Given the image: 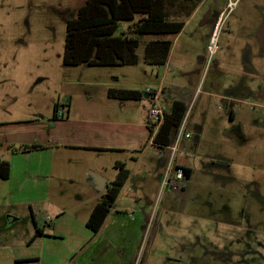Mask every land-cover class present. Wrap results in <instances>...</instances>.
I'll list each match as a JSON object with an SVG mask.
<instances>
[{
    "label": "rangeland",
    "instance_id": "obj_1",
    "mask_svg": "<svg viewBox=\"0 0 264 264\" xmlns=\"http://www.w3.org/2000/svg\"><path fill=\"white\" fill-rule=\"evenodd\" d=\"M230 1L234 4L228 9ZM82 2L0 0V130L36 132L50 126L54 103L71 101L78 113L87 107L104 110L108 88L146 92L164 82L158 103L166 106L177 99L186 105L190 137L181 140L177 157L192 172L175 190L161 188L164 166L145 173L141 202L151 212L139 240L141 264H264V32L261 42L256 37L264 24V0H202L188 17L192 6L176 2L169 8L170 19L186 17L185 25L170 36L172 58L165 65L66 66V21ZM126 26L120 23L121 30ZM138 51L141 55V47ZM139 101L146 106L148 93ZM134 111L127 107L126 118L115 115L114 121L129 119ZM140 149L106 154L54 149L53 166L83 175L88 157L109 165V172V158L116 156L130 166L138 157L140 167L163 157L154 145L142 155ZM141 179L137 174L131 182L141 184ZM90 188L81 178L61 177L44 202L0 196V264H51L54 253L82 241L89 234L86 226L65 222L81 217L94 194ZM31 205L40 226L52 217L54 206L64 207L63 230L45 228L60 237L32 239ZM137 221L131 226L134 234ZM30 255L37 261L19 260Z\"/></svg>",
    "mask_w": 264,
    "mask_h": 264
},
{
    "label": "crops",
    "instance_id": "obj_2",
    "mask_svg": "<svg viewBox=\"0 0 264 264\" xmlns=\"http://www.w3.org/2000/svg\"><path fill=\"white\" fill-rule=\"evenodd\" d=\"M171 58L172 54L170 52L166 64L169 63ZM156 76H158V72H156ZM157 90H160L158 97L153 98V95H148L149 101L146 106L141 101L110 99L103 107L104 110L102 108L87 107L78 113L74 109L72 102L68 101L67 105H64V115L56 116V119H52L49 127L39 128L36 132H25L21 128L0 130V158L7 160L10 164L9 177L0 179V196L4 198H9L10 196L12 199L20 201L44 202L50 197L53 183L57 185L61 177L76 181L81 178L91 187L90 189H92L94 194L90 192L91 197L81 217L79 219L75 218L74 221L65 222V225L70 227L82 224L86 226V220L93 206L100 199L108 183L116 175L115 164L117 162L124 163L129 170V176L119 191L113 207L105 217L100 230L93 233L86 227L89 234L85 235L82 241L70 244L63 253L61 251L54 253L51 257L53 258L51 259V264H141L142 261L138 258L139 240L142 231L149 224L148 218L151 212L149 205L141 202L143 193V188H141L142 181L145 173L160 171L165 166L166 152H160L157 149L158 152L163 154V157L155 165L147 164L144 167L138 165V157L133 160L131 166L118 156L113 157L112 161L109 158L113 172H109L107 167L109 165L95 164L88 157L86 161H83L84 173L82 175L81 171L78 173H64L54 169V149L57 151L61 149L70 151L81 149L82 151L87 150L106 154L120 153L129 148L133 150L143 148L140 149L142 150L140 155H142L144 150L149 145H152L146 112L155 102H159L158 100H160L165 91L164 82L160 81ZM131 106L134 107L135 113L129 119H126L127 121L125 119L114 121L115 115L126 118L125 111L127 107ZM165 107H168V105ZM52 114L53 110L51 118ZM79 114H81V117L76 118ZM143 115H145V118ZM77 121H80L81 124L75 125ZM85 122L87 124H82ZM100 122H103V125ZM33 137L37 141L28 142V140H33ZM16 144L19 146L22 144H37L40 147L31 150H13V148L19 147ZM176 162L180 166L190 167L188 164L180 163L178 157ZM86 170H92L105 179L103 189L99 190L94 184L89 182L90 175L86 176ZM72 174L75 177L72 178ZM137 174L142 179L141 184L135 185L131 181L135 179ZM160 178L161 176H159ZM56 198L58 199V197ZM30 208L34 230L35 227H38L42 231V235L35 237L36 239L39 237L44 242L49 236H61L53 235L45 231V228L47 227L53 231L57 227L62 229V226L59 225L62 223L60 220L66 214L64 207L54 206L50 212L52 214V217H49L50 221L45 224L42 220L41 226L38 224L40 219L35 209L32 205ZM135 217L138 218V227L134 234L131 226ZM53 218L56 220L52 221ZM49 253L53 254L51 251ZM91 254L93 257H91ZM37 259L38 257L30 255L19 260L37 261ZM90 261H95L96 263H90Z\"/></svg>",
    "mask_w": 264,
    "mask_h": 264
},
{
    "label": "trees",
    "instance_id": "obj_3",
    "mask_svg": "<svg viewBox=\"0 0 264 264\" xmlns=\"http://www.w3.org/2000/svg\"><path fill=\"white\" fill-rule=\"evenodd\" d=\"M201 1L83 0L75 15L66 21L62 62L66 66L136 65L140 62L152 66L165 65L173 44L170 36L180 32L186 18L170 19L169 8L176 2L187 3L192 6L188 17ZM121 22H127L125 30L120 29ZM140 47L141 55L138 51ZM145 93L137 89H107V97L118 101H139ZM58 106V103L53 104L52 119H56ZM166 108L156 131L155 125H148L151 144L161 150L173 142L186 112L185 103L177 99L171 100ZM39 147L37 144H24L13 150ZM180 167L184 177L189 178L192 169L187 166ZM115 168V177L108 183L86 220V227L93 233L100 230L129 176V170L124 163L117 162ZM9 174V162L0 158V179H7ZM39 235H42V231L35 227L32 239Z\"/></svg>",
    "mask_w": 264,
    "mask_h": 264
},
{
    "label": "built area",
    "instance_id": "obj_4",
    "mask_svg": "<svg viewBox=\"0 0 264 264\" xmlns=\"http://www.w3.org/2000/svg\"><path fill=\"white\" fill-rule=\"evenodd\" d=\"M234 2L230 1L227 5L228 9L232 8ZM221 15V14H220ZM209 48L213 51V39L210 40ZM166 69L169 71L171 68L166 65ZM148 95H153V98H157L160 94V90H152L147 89L146 91ZM156 106H151L147 110V120L148 125H155L154 131L157 130L159 124L161 123V120L163 118V113L166 111V107L164 105H160V103L155 102ZM64 105H59L56 110V116H62L64 115ZM186 118L182 120L179 128L177 129L175 133V137L173 142L166 147L164 150L159 149L160 152L165 151L166 152V163L164 166V173L163 177L161 179V188H169L171 190H175L180 188V181L184 177V172L181 169L180 165L176 162L177 158V152L179 150V146L181 143V140L183 138H189L190 134L186 132ZM47 222L50 221V218L47 217Z\"/></svg>",
    "mask_w": 264,
    "mask_h": 264
},
{
    "label": "water",
    "instance_id": "obj_5",
    "mask_svg": "<svg viewBox=\"0 0 264 264\" xmlns=\"http://www.w3.org/2000/svg\"><path fill=\"white\" fill-rule=\"evenodd\" d=\"M263 32H264V24L256 31V36L260 41H262ZM89 175H90L89 182L91 184H94L97 189L99 190L103 189L105 179L94 172H89Z\"/></svg>",
    "mask_w": 264,
    "mask_h": 264
},
{
    "label": "flooded vegetation",
    "instance_id": "obj_6",
    "mask_svg": "<svg viewBox=\"0 0 264 264\" xmlns=\"http://www.w3.org/2000/svg\"><path fill=\"white\" fill-rule=\"evenodd\" d=\"M257 37V36H256ZM259 40V39H258ZM259 42H261L260 40H259Z\"/></svg>",
    "mask_w": 264,
    "mask_h": 264
}]
</instances>
